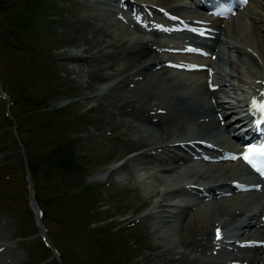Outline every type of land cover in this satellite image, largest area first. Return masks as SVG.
I'll return each mask as SVG.
<instances>
[{
  "label": "rangeland",
  "instance_id": "obj_1",
  "mask_svg": "<svg viewBox=\"0 0 264 264\" xmlns=\"http://www.w3.org/2000/svg\"><path fill=\"white\" fill-rule=\"evenodd\" d=\"M100 1L114 3L0 0V90L6 97L0 95V220L6 224V240L19 255L14 264L157 261L159 248L149 223H158L160 230L165 225L157 216L151 221L136 217L148 210L142 194L157 185L159 174L145 173L142 167V177H136L133 169L129 174L113 170L120 159L112 155L125 146L121 140L110 139L112 130L103 125L105 110L98 109L92 98L82 99L106 84L103 78L112 70L103 57L93 62L66 60L62 53L103 38L102 32L85 29L86 23L78 18L93 9L112 33L117 32V24L129 29L138 24L151 39L159 35L149 32L139 15L128 19L129 23L112 11L104 12ZM254 1H248L250 7ZM245 15L235 21L243 36L251 39ZM107 19L111 24L104 22ZM218 52L221 61L225 51ZM117 93L127 94L124 87ZM114 116L136 123L126 113ZM109 144L116 145L112 152ZM24 164L41 226L27 203ZM130 187L135 188L133 192ZM190 211L177 206L173 220L183 225ZM40 227L56 253L45 246Z\"/></svg>",
  "mask_w": 264,
  "mask_h": 264
},
{
  "label": "bare ground",
  "instance_id": "obj_2",
  "mask_svg": "<svg viewBox=\"0 0 264 264\" xmlns=\"http://www.w3.org/2000/svg\"><path fill=\"white\" fill-rule=\"evenodd\" d=\"M121 2L176 20L164 24L156 17L146 20L154 34L178 25L196 29L202 40L201 48L209 50V54L196 61L173 53V49L183 53L191 35L190 38L159 32L160 39H151L135 24L129 29L128 25L117 23V32L112 33L106 29L97 9L78 17L86 23L85 29L100 31L104 36L65 50L62 57L92 62L103 57L105 66L112 70L103 78L106 84L82 99L92 98L98 109L105 110L103 125L112 130L110 139L121 140L125 146L114 151L112 158H119L120 162L113 170L129 174L137 166L152 169L177 151L202 146L200 143L222 149L221 155L236 154L234 143L220 129L218 116L229 124L232 117L234 125L245 123V126L249 117L246 109L254 111L264 103V100L256 103L252 98L264 88V0H255L253 7L246 3L234 18L210 23H203L186 0ZM100 3L104 12L114 11V3ZM241 14L249 19L251 39L243 36L240 24L235 21ZM104 22L110 23L108 19ZM219 50L225 51L221 61ZM224 63L226 66L222 67ZM121 87L127 94L118 95L117 89ZM115 113H126L136 123L118 118ZM116 127H120L119 132ZM115 146L109 144L107 148L112 152ZM250 174L242 166L227 162L209 166L199 174H187L186 178V174L168 178L159 175L157 185L142 194L144 202L149 203L148 210L136 217L151 221L157 216L165 225L160 230L158 223H149L154 245L159 248L155 264H264V182L252 181ZM134 189L128 188L131 192ZM232 189L243 191L229 195L215 207L191 202L183 205L177 198L181 192L191 190ZM185 205L194 209L185 223L178 225L179 220H173L174 214L177 206L180 209L186 208ZM5 231L6 224L0 220V264H14L19 255L13 252Z\"/></svg>",
  "mask_w": 264,
  "mask_h": 264
},
{
  "label": "water",
  "instance_id": "obj_3",
  "mask_svg": "<svg viewBox=\"0 0 264 264\" xmlns=\"http://www.w3.org/2000/svg\"><path fill=\"white\" fill-rule=\"evenodd\" d=\"M24 172H25V182H26V189H27V203H28V206L31 208V210L34 212L36 211V208H35L36 205L33 199V184H32L30 174H29L26 164H24Z\"/></svg>",
  "mask_w": 264,
  "mask_h": 264
},
{
  "label": "snow or ice",
  "instance_id": "obj_4",
  "mask_svg": "<svg viewBox=\"0 0 264 264\" xmlns=\"http://www.w3.org/2000/svg\"><path fill=\"white\" fill-rule=\"evenodd\" d=\"M249 151H252L251 149ZM245 160H247L249 163H251V160H249V157L247 155H245ZM220 238V234H219V230H217V239Z\"/></svg>",
  "mask_w": 264,
  "mask_h": 264
}]
</instances>
